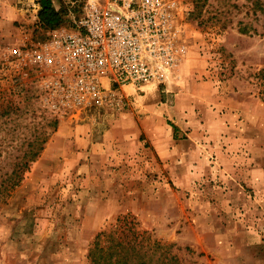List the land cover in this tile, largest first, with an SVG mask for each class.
Returning <instances> with one entry per match:
<instances>
[{"label":"rangeland","instance_id":"374dc122","mask_svg":"<svg viewBox=\"0 0 264 264\" xmlns=\"http://www.w3.org/2000/svg\"><path fill=\"white\" fill-rule=\"evenodd\" d=\"M84 1L54 0L50 30L32 6L0 64ZM179 1L185 61L122 106L61 118L33 82L0 81V264H90L125 217L183 264H264V0Z\"/></svg>","mask_w":264,"mask_h":264},{"label":"built area","instance_id":"2783aa9c","mask_svg":"<svg viewBox=\"0 0 264 264\" xmlns=\"http://www.w3.org/2000/svg\"><path fill=\"white\" fill-rule=\"evenodd\" d=\"M179 0H85L81 15L46 40L8 47L0 81H31L61 117L124 105L126 88L165 86L188 54Z\"/></svg>","mask_w":264,"mask_h":264},{"label":"trees","instance_id":"16d2710c","mask_svg":"<svg viewBox=\"0 0 264 264\" xmlns=\"http://www.w3.org/2000/svg\"><path fill=\"white\" fill-rule=\"evenodd\" d=\"M39 3L41 28L50 30L66 24V18L55 10L51 0H41ZM261 74L264 88V71ZM129 218L119 220L120 225L113 232L97 235L88 254L90 264H183L174 254L172 245L151 241L136 230Z\"/></svg>","mask_w":264,"mask_h":264},{"label":"crops","instance_id":"0c3cea01","mask_svg":"<svg viewBox=\"0 0 264 264\" xmlns=\"http://www.w3.org/2000/svg\"><path fill=\"white\" fill-rule=\"evenodd\" d=\"M39 1L40 0H0V41L8 40L15 35L16 32H19L18 25L25 23L29 17H33L31 14L32 6L38 11L41 8ZM51 1L54 2V0ZM175 110L178 111L177 107H174V111H170L173 116L176 113ZM169 151V148L159 147L157 149L160 158Z\"/></svg>","mask_w":264,"mask_h":264}]
</instances>
